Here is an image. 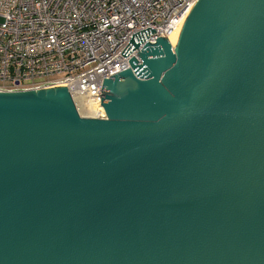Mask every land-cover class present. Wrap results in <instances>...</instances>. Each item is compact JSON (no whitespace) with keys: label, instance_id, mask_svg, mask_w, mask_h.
Segmentation results:
<instances>
[{"label":"water","instance_id":"95a60500","mask_svg":"<svg viewBox=\"0 0 264 264\" xmlns=\"http://www.w3.org/2000/svg\"><path fill=\"white\" fill-rule=\"evenodd\" d=\"M180 33L130 39L102 119L0 92V264H264V0Z\"/></svg>","mask_w":264,"mask_h":264},{"label":"built area","instance_id":"2783aa9c","mask_svg":"<svg viewBox=\"0 0 264 264\" xmlns=\"http://www.w3.org/2000/svg\"><path fill=\"white\" fill-rule=\"evenodd\" d=\"M196 1L0 0V92L65 86L81 116L105 118L102 82L128 67L130 39L168 40Z\"/></svg>","mask_w":264,"mask_h":264},{"label":"bare ground","instance_id":"6f19581e","mask_svg":"<svg viewBox=\"0 0 264 264\" xmlns=\"http://www.w3.org/2000/svg\"><path fill=\"white\" fill-rule=\"evenodd\" d=\"M185 21H186V18L184 19L183 24H184ZM183 24L181 25L179 31L176 32L175 34L171 35V36L169 37V39H168V41L171 43V45H172L173 47L176 45V43H177L178 40H179V37H180V34H181L180 32H181V30H182V26H183Z\"/></svg>","mask_w":264,"mask_h":264}]
</instances>
